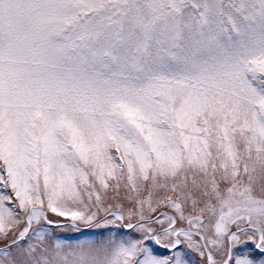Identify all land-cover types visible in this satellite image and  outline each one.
Here are the masks:
<instances>
[{
  "label": "snow or ice",
  "instance_id": "6c2138e0",
  "mask_svg": "<svg viewBox=\"0 0 264 264\" xmlns=\"http://www.w3.org/2000/svg\"><path fill=\"white\" fill-rule=\"evenodd\" d=\"M0 264H264V0H0Z\"/></svg>",
  "mask_w": 264,
  "mask_h": 264
}]
</instances>
